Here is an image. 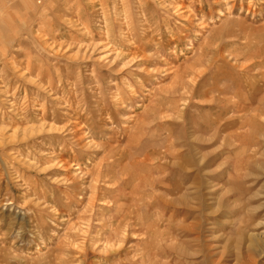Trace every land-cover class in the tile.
Masks as SVG:
<instances>
[{"label":"rangeland","instance_id":"1","mask_svg":"<svg viewBox=\"0 0 264 264\" xmlns=\"http://www.w3.org/2000/svg\"><path fill=\"white\" fill-rule=\"evenodd\" d=\"M0 264H264V0H0Z\"/></svg>","mask_w":264,"mask_h":264}]
</instances>
